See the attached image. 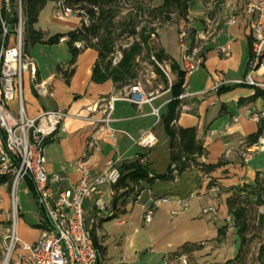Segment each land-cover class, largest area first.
<instances>
[{
  "label": "crops",
  "instance_id": "crops-1",
  "mask_svg": "<svg viewBox=\"0 0 264 264\" xmlns=\"http://www.w3.org/2000/svg\"><path fill=\"white\" fill-rule=\"evenodd\" d=\"M164 1L151 0V5L159 7ZM256 1L190 0L186 18L168 24L158 36V46L183 68L185 50L195 45L196 36H204L209 23L219 22L215 35L200 41L202 64L193 73L185 74L183 93L187 95L180 100L175 121L179 127L197 129L205 156L198 160L215 167L206 171L202 165L193 166L169 180L156 178L171 166V139L161 117L153 114L152 109L160 108L161 116L165 114L174 97L171 86L177 73L172 71L171 83L161 73H155L149 90L154 92L150 103L137 105L126 99L115 102L110 125L120 132L113 139L106 132L96 131L88 107L101 98L122 95L130 84L119 87L111 79L93 81V68L99 59L97 48L83 49L71 64L73 55L67 36L53 45L30 47L28 53L37 63V74L34 77L28 72L24 76L26 115L35 117L56 109L67 114L56 138L47 146L48 171L64 176L62 187L79 181L81 173L76 162L80 158L90 164L92 178L105 169L111 158L119 160L120 168L139 162L149 177H155L153 182L128 179L132 190L114 209L110 186H102L110 207L99 221L95 213L96 194L85 201L88 226L95 230L103 248L98 264H183V257H187V264H224L239 254L242 240L227 200L238 188L256 186L257 179H264V150L255 152L249 161L244 160L246 148L254 144L249 136L260 131L259 138H264V86L240 82L250 69L252 15L247 6ZM58 2H48L39 15L36 28L44 32L45 39L67 34L80 27L83 19L88 21L78 14H59ZM182 31L186 32L185 46L180 41ZM221 46H229L228 56L220 53ZM59 65L67 72L74 70L69 82L58 71ZM252 77L264 83V54ZM41 86H45L46 93L40 91ZM258 89L262 94L254 96ZM11 107L17 111V102ZM253 114H259L261 119L255 120ZM102 116V112L95 114L96 118ZM150 130L158 142L145 148L136 140ZM92 134H96L101 145L95 153L86 148ZM140 157H145V163L140 162ZM132 171L134 168L126 169L123 174ZM10 189L9 182L0 185V264L5 252L3 236L11 224ZM18 197L19 235L34 243L42 234L41 215L27 180L19 188ZM150 207L154 208L153 219L146 222L145 213ZM185 244L197 247L182 250Z\"/></svg>",
  "mask_w": 264,
  "mask_h": 264
},
{
  "label": "built area",
  "instance_id": "built-area-1",
  "mask_svg": "<svg viewBox=\"0 0 264 264\" xmlns=\"http://www.w3.org/2000/svg\"><path fill=\"white\" fill-rule=\"evenodd\" d=\"M18 22L14 26L7 24L1 17L2 35L0 38V176L6 177L11 187L13 200V212L11 224L3 236L5 257L2 264H98L100 252L96 247L91 229L85 216V201L96 194L95 213L99 221L109 210L110 203L105 199L101 187L110 186V195L114 198L118 184L122 177L119 160L111 158L107 161L105 169L96 177H91V166L84 158L77 160L76 164L81 173L79 181L69 187H62L64 176L61 173L48 171L47 146L53 141L67 114L64 110H47L35 117H28L25 112L24 76L30 73L37 74V63L25 49V25L22 11V1L16 0ZM12 0H0V12H12ZM252 15L249 21L251 30V54L250 69L244 80L251 85L264 86V83L256 82L252 73L259 64L264 54V0L250 2L247 6ZM58 12L65 16L78 14L79 11L58 2ZM84 17L87 15L82 12ZM235 17L231 18L234 21ZM86 22H88L86 20ZM219 22H211L204 31V36H196L195 45L187 48L183 54V70L185 74L196 71L203 62V47L200 41L214 36ZM152 38L160 32L159 23L153 24ZM186 32L182 31L180 41L185 46ZM84 42L75 43L77 47H83ZM220 53L223 56L230 54L229 46H221ZM158 66L164 71L171 83V66L168 61ZM151 77L155 75L153 70L147 71ZM219 85H217L218 87ZM40 91L46 93L45 86ZM154 92L149 91L141 82L130 85L129 90L122 95H111L101 98L88 107L95 123L96 131L106 132L108 136L116 139L119 130L111 125V115L115 109V102L126 99L134 104L150 103ZM187 94L181 93L179 100ZM17 102L18 110L11 107ZM102 112L101 118L95 114ZM153 114L161 117L160 108L153 107ZM255 120L261 119L259 114H253ZM136 142L145 147L152 148L158 142L153 131L143 134ZM87 152L95 153L101 150V145L96 134H92L86 142ZM264 150V138L246 148L244 160L249 161L257 151ZM203 159L204 155L201 156ZM145 163V157L139 158ZM31 178L36 186V201L41 215V221L45 222L40 238L30 243L21 238L18 232V220L20 213L19 197L16 192L22 181ZM157 200L156 203H159ZM185 206L187 203L184 204ZM154 208L146 210L145 221L151 222ZM44 218V219H43ZM182 263L187 264V257L182 258Z\"/></svg>",
  "mask_w": 264,
  "mask_h": 264
},
{
  "label": "trees",
  "instance_id": "trees-1",
  "mask_svg": "<svg viewBox=\"0 0 264 264\" xmlns=\"http://www.w3.org/2000/svg\"><path fill=\"white\" fill-rule=\"evenodd\" d=\"M21 1L25 22V49L29 51L30 47L36 44L53 45L58 43L64 36H67L68 44L73 55L71 64H74L83 49L87 47H95L99 52V59L93 68L92 80L97 83H102L111 79L119 87L131 84L132 81L137 78L139 70V64L136 62V58L142 53H145L148 57L153 53L159 60L168 61L171 66V70L177 73V80L171 86L174 97L169 102L165 114L161 116V121L171 139V166L169 167L167 173L159 175L156 178L162 180L173 179L176 174L198 165H202V168L206 171L212 170L215 167L213 164H201L198 160L199 157L204 155V147L197 139V129L194 127H179L175 124L179 115L178 108L180 100L178 97L183 92L185 72L175 61H171L163 48L153 46L151 44L150 34L154 31V28L144 26L139 31L136 30L137 25L135 17H129L127 21L125 20L126 22L123 21L121 24V27L124 26L123 30H121L122 35L124 33H128L129 36L134 38V41L131 42L129 46L120 48L122 58L116 64H113V58L111 55L115 52V40L113 37L115 19L122 12V5L128 1L130 2L131 0H63L65 5L79 11V16L84 17L82 14V12H84L87 15L88 22L83 19L82 24L77 29L70 31L67 34L58 33L47 39H45L44 32L36 28V24L39 20L41 11L45 8L47 3L58 0ZM189 1L190 0H165L164 4L159 7H154L152 5L146 6L143 1H141L140 5L136 9V13H141L145 10L148 12V15H151L154 18L163 19L165 21L170 20L169 23H172L175 21L172 17L173 15H176L180 19L186 18ZM12 5V12L6 13L2 10L0 12V18L2 17L7 24L14 28L18 22L16 0H12ZM136 16H138V14H136ZM1 35L2 22L0 19V38ZM137 38L140 40L138 41ZM94 40H97L98 42L94 43ZM78 41L84 42V46L77 47L75 43ZM251 57L252 54L250 52V59ZM57 69L64 75L67 82H69L74 70L72 69L70 72H67L60 65ZM157 71L161 73L159 69H157ZM261 94V90L258 89L254 96ZM259 137L260 131L249 136V140L255 143L258 141ZM129 168H134V171L124 175L123 171ZM120 170L122 172V177L118 184L114 186L116 195L112 200L113 209L116 208L117 205L126 196H128L132 190L128 186V179L134 182H139L141 179H146L149 182H153L155 180V177H149L148 171L139 162L129 166H123ZM6 182H8V179L0 176V185ZM27 182L30 190L36 197L37 191L33 180L28 178ZM227 204L229 212L233 216L234 225L241 237L242 246L237 257L235 259L228 260L224 264H243L245 261L243 253L244 243L247 241L246 233L250 227V206L253 204L264 206V179H257L256 186L244 185L243 187L235 190L228 198ZM259 219L263 223L264 214H260ZM40 226L42 228L45 227V222L41 221ZM91 233L96 247L99 251H102L103 248L99 244L95 230L92 229ZM195 247H197V245L185 244L182 247V250L193 249ZM260 250L262 251L263 248ZM260 258L262 259L261 264H264L262 254H260Z\"/></svg>",
  "mask_w": 264,
  "mask_h": 264
},
{
  "label": "rangeland",
  "instance_id": "rangeland-1",
  "mask_svg": "<svg viewBox=\"0 0 264 264\" xmlns=\"http://www.w3.org/2000/svg\"><path fill=\"white\" fill-rule=\"evenodd\" d=\"M143 1L144 5L151 6L150 0H131L130 2H126L122 5V12L120 15L115 19V27L113 32V37L115 40V52L112 54V60L113 64H116L121 58L122 53L120 51V48H124L129 46L131 42L134 41V38L129 36L128 33H124L122 35V31L124 26L121 27L123 21H127L129 17H135L136 22V30H140L142 27H150L153 28V24L159 23L160 32L168 25L170 24L169 21H165L163 19L154 18L151 15H148V12L143 10L141 13H136V9L140 5V2ZM138 14V16H136ZM175 21H177L178 18L176 15L172 16ZM125 21V22H126ZM121 27V28H120ZM158 33L157 37L152 38L150 36V42L153 46H158V36L160 34ZM139 41L140 39L137 38ZM94 43H97V40L93 41ZM85 43H83L84 45ZM157 61L160 62V64H164V60H159L153 53L148 57L145 53H142L136 58V62L139 64L138 66V74L137 78L132 81L130 85H134L138 80L141 81L148 90L152 89L153 83L152 80H154V77H151V75L147 72L148 70H153L155 73H157V69L161 71V73L167 78V76L164 74V71L158 66ZM165 65V64H164ZM168 79V78H167ZM24 181L20 183L17 189V193L19 194V188L21 185H23ZM11 192V189H10ZM18 204H20V201H18ZM13 200H12V211L13 212ZM251 217H250V227L248 232L246 233V239L247 241L244 243V249L243 253L245 256V261L243 264H261L262 259L260 258V254L263 255L264 260V222L262 223L259 219L260 214H264V206L263 205H251ZM12 215V213H11ZM263 248L261 251L260 249ZM5 257V253L3 255V259Z\"/></svg>",
  "mask_w": 264,
  "mask_h": 264
}]
</instances>
